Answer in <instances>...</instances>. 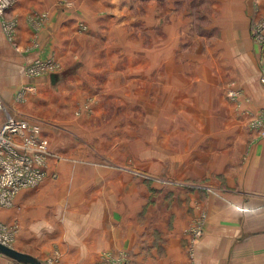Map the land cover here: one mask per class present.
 <instances>
[{
	"label": "rangeland",
	"instance_id": "obj_1",
	"mask_svg": "<svg viewBox=\"0 0 264 264\" xmlns=\"http://www.w3.org/2000/svg\"><path fill=\"white\" fill-rule=\"evenodd\" d=\"M16 4L29 45L48 36L50 11L64 9L72 27L57 34L61 57L35 58L53 64L32 74L34 59L20 79L0 80L7 110L4 100L41 119L49 153L41 180L20 190L44 184V197L58 196L71 242L51 241L41 261L264 264L254 218L264 207L239 199L250 195L239 187L248 154L264 139V0ZM17 28L1 43L19 45ZM10 68L21 70L0 57ZM0 222L13 246L18 222ZM89 228L103 238L92 258L72 249Z\"/></svg>",
	"mask_w": 264,
	"mask_h": 264
},
{
	"label": "crops",
	"instance_id": "obj_2",
	"mask_svg": "<svg viewBox=\"0 0 264 264\" xmlns=\"http://www.w3.org/2000/svg\"><path fill=\"white\" fill-rule=\"evenodd\" d=\"M16 3L12 6L11 10L13 13L19 14V8ZM62 10L63 11L60 12L62 13V16H58L59 13L54 10V12L50 11V16L47 21L48 24L46 26L47 29H49L48 36L44 38V32H42L40 36L37 35L36 37L38 41L32 40V45L27 43L28 39H32V36H29V30H26V25L18 23L17 31L19 33L20 44L16 45L17 48L15 45V47H13L1 43L3 28L0 20V57L6 59L7 63L13 67H21V72L13 70L12 68L6 72L0 69V80L20 79L24 74V68L27 62L34 60L38 55L39 57H43L48 54H54L61 57L64 54L67 49L65 41L63 39L62 42L60 40V35L58 38L57 34H64L67 31H71L72 27L66 24V12L64 9ZM58 19H63V23L58 24ZM43 38L44 40L40 41ZM4 101L11 115L18 118H28L41 125V119L27 113L23 116L18 115L16 113L18 110L10 104V101ZM258 102L261 106V103L264 102V93L262 99ZM5 117V111L0 110V125ZM248 165L252 166V168H247L246 166ZM239 187L243 189V192L250 193V195H242L239 198L241 201L249 206L264 207V139L255 143L251 148V152L248 154L245 163V169L242 170ZM44 189H46L44 184L35 188L22 189L15 194L13 204L10 207L7 206L5 208H0V216L2 220L12 221V219H15V221L18 222L16 235L14 237V248L29 253L42 261L50 249L51 241H56V243L65 248L71 245L69 239L65 238L67 235L65 224L61 225V223L58 222L59 219H57V210H59L58 196L55 197L56 200L44 197ZM73 189L75 193V188ZM70 192L73 193L71 189ZM254 218L256 219L257 224L264 225V214L254 216ZM97 230L93 231L92 228L84 229L82 236L79 237V245L72 246L73 251L80 255L81 253L79 252L83 248L85 251H90L87 255L92 258L97 247L96 245L103 240V238L98 237ZM91 244H94V248ZM0 264L30 263L18 261L7 254L0 252Z\"/></svg>",
	"mask_w": 264,
	"mask_h": 264
},
{
	"label": "built area",
	"instance_id": "obj_3",
	"mask_svg": "<svg viewBox=\"0 0 264 264\" xmlns=\"http://www.w3.org/2000/svg\"><path fill=\"white\" fill-rule=\"evenodd\" d=\"M16 2L17 0H0L2 28L10 33L17 28L18 18L11 12ZM256 27L259 28L258 24ZM53 62L52 58L35 59L29 72L37 74ZM0 110L6 113L0 125V208H2L12 203L15 194L21 188L36 185L41 180L44 174L43 165L49 153L44 141L39 137L41 128L38 122L11 115L1 100ZM256 122L262 124L263 119L259 118ZM5 228L0 222V241L8 244L11 235Z\"/></svg>",
	"mask_w": 264,
	"mask_h": 264
},
{
	"label": "water",
	"instance_id": "obj_4",
	"mask_svg": "<svg viewBox=\"0 0 264 264\" xmlns=\"http://www.w3.org/2000/svg\"><path fill=\"white\" fill-rule=\"evenodd\" d=\"M53 78H54V74H52V79ZM0 252H3L11 256L18 261H23V262L30 263V264H44V262H42L39 258L29 253L20 251L14 248L13 246L5 244L4 242H1V241H0Z\"/></svg>",
	"mask_w": 264,
	"mask_h": 264
}]
</instances>
